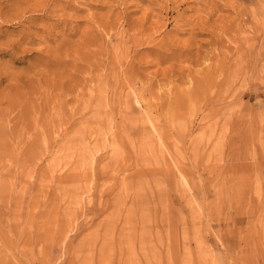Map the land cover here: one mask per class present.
Masks as SVG:
<instances>
[{
  "label": "rangeland",
  "instance_id": "rangeland-1",
  "mask_svg": "<svg viewBox=\"0 0 264 264\" xmlns=\"http://www.w3.org/2000/svg\"><path fill=\"white\" fill-rule=\"evenodd\" d=\"M0 264H264V0H0Z\"/></svg>",
  "mask_w": 264,
  "mask_h": 264
}]
</instances>
